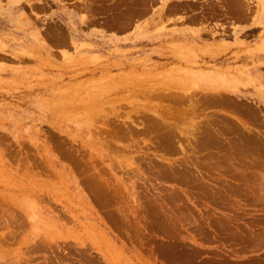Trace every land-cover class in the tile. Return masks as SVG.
<instances>
[{"label": "rangeland", "instance_id": "374dc122", "mask_svg": "<svg viewBox=\"0 0 264 264\" xmlns=\"http://www.w3.org/2000/svg\"><path fill=\"white\" fill-rule=\"evenodd\" d=\"M260 15L0 0V264H264Z\"/></svg>", "mask_w": 264, "mask_h": 264}, {"label": "crops", "instance_id": "0c3cea01", "mask_svg": "<svg viewBox=\"0 0 264 264\" xmlns=\"http://www.w3.org/2000/svg\"><path fill=\"white\" fill-rule=\"evenodd\" d=\"M259 19H260V21L262 22V23H264V15H260V16H256L255 18L253 17L251 20H249V21H242V23H240V28H239V30L241 31V32H247V31H249L250 29L251 30H255L256 29V27L258 26V21H259ZM229 31H231V32H233V29L231 28V24L229 25ZM241 32H239V33H241ZM251 42L253 43L254 41L253 40H251Z\"/></svg>", "mask_w": 264, "mask_h": 264}, {"label": "bare ground", "instance_id": "6f19581e", "mask_svg": "<svg viewBox=\"0 0 264 264\" xmlns=\"http://www.w3.org/2000/svg\"><path fill=\"white\" fill-rule=\"evenodd\" d=\"M144 1V0H143ZM239 3H241L240 1H239ZM245 3V2H244ZM248 3V2H247ZM246 4V3H245ZM232 5V4H231ZM239 7V6H238ZM233 10H235V9H233ZM231 11V10H230ZM202 79V81H206V80H208V78L207 77H205V76H203V78H201ZM167 82V81H166ZM187 84V83H186ZM183 86H181L180 88H182ZM100 187V186H99ZM101 188V187H100Z\"/></svg>", "mask_w": 264, "mask_h": 264}]
</instances>
